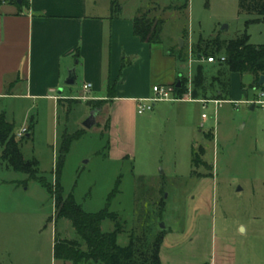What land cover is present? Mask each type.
Returning <instances> with one entry per match:
<instances>
[{"label":"rangeland","instance_id":"rangeland-1","mask_svg":"<svg viewBox=\"0 0 264 264\" xmlns=\"http://www.w3.org/2000/svg\"><path fill=\"white\" fill-rule=\"evenodd\" d=\"M118 1L126 14L167 7L156 12L164 19L165 49L179 42L184 30L192 42L214 36L231 40L247 32L252 44H264V20L240 13L239 0H188V7L185 0ZM194 45L190 48L188 41L184 46L190 74L182 76L192 89L200 64ZM204 58L201 63L207 65ZM216 73L212 68L204 76L212 79ZM224 76L231 80V101L216 106L208 100L204 106L184 94L177 101L156 102L144 114L136 109L131 122L121 121L113 131L111 106L103 107L97 124L86 128L91 108L82 100L0 99V113L15 124L16 134L34 122L22 152L27 160L38 159L41 175L53 183L65 139L82 133L63 165L64 195L74 194L86 212L109 206L118 213L125 230L120 245L129 243L133 230L142 237L161 233L162 264H264V107L252 109V103L242 101L254 94L258 98L261 90L243 89L250 74L226 70ZM80 89V82L72 87L73 93ZM110 149L129 157L112 161ZM118 183L119 191L109 200ZM57 215L45 186L0 160V264H64L55 257L56 239L76 240L87 250L71 221ZM114 226L107 219L102 228L111 231ZM79 264L95 263L83 259Z\"/></svg>","mask_w":264,"mask_h":264},{"label":"crops","instance_id":"crops-1","mask_svg":"<svg viewBox=\"0 0 264 264\" xmlns=\"http://www.w3.org/2000/svg\"><path fill=\"white\" fill-rule=\"evenodd\" d=\"M113 5H119V10L114 12ZM160 8H140L137 13L126 14L118 0H30L29 8L23 9L4 2L0 5V99L82 100L88 105L90 101L104 100L103 107L112 109L111 129L118 130L121 121H132L137 101L153 95L154 85H176L180 77L190 74V61L184 64L171 53L186 42L188 46V41L190 48L197 43L191 41L190 33L184 30L178 36L179 42L165 49L161 43L142 41L134 32L136 16L148 12L163 19L156 13ZM166 9L161 8V13ZM206 62L203 65L208 70L216 68L214 62ZM73 68L77 83L70 85L67 79ZM79 82L80 91L73 93L72 87ZM252 82L251 75L243 89L261 90L260 96L256 98L254 94V98L242 101L252 103L255 108L264 98V89L251 87ZM85 83H91L92 87L88 99L83 100L79 96ZM60 87L62 90L55 94ZM188 92L193 93V89L188 87ZM184 98L202 104L203 100H223L214 98L211 91L198 98L186 93ZM89 107L90 115L95 114L96 118L104 109ZM109 152L112 161L129 157L115 155L112 149Z\"/></svg>","mask_w":264,"mask_h":264},{"label":"trees","instance_id":"trees-1","mask_svg":"<svg viewBox=\"0 0 264 264\" xmlns=\"http://www.w3.org/2000/svg\"><path fill=\"white\" fill-rule=\"evenodd\" d=\"M4 2L12 3L21 9L29 8L30 0H0V5ZM188 0H185L184 7H188ZM114 6V5H113ZM119 5L113 7L116 12ZM182 8V7H178ZM240 13L255 15L253 21L264 20V0H239ZM164 19L151 16L145 12L134 19V32L144 42L150 44L161 43ZM187 50V49H186ZM185 48L171 50L180 62L186 63L188 53ZM194 55L197 58L217 57L215 64L217 73L212 79H208L205 65L198 66V73L194 76L193 96H206L209 91L213 92L214 98L227 100L231 94V80L224 76L226 70L229 73L238 72L242 75L250 74L253 76L251 87L257 86L264 89V84L259 85L261 75H264V44H252L247 32L240 34L234 39L224 40L220 36L208 39L201 38L193 48ZM225 57L222 61L221 58ZM180 85H175L176 95L180 98L188 92L187 79L180 77ZM106 101H90L89 105L93 109H101ZM34 122L28 127L26 134L17 138L15 124L8 120L5 113H0V160L7 164V167L28 175L29 179L36 180L45 186L51 197L56 202L57 219L66 218L73 224L76 233L87 245V250L79 248L76 240L56 239L54 246L55 257L65 262L71 261L73 264H79L81 260L86 259L95 264H162L160 249L163 242L161 233H153L150 236L137 235L135 230L130 234L129 243L125 246L119 244V235L123 233L124 227L121 224L120 216L112 212L109 206L105 209L90 213L77 203L74 194L64 195V187L61 182L62 169L69 152L72 142L82 136L79 132L75 135H69L62 146L61 153L58 156L56 166L55 182L47 181L46 177L41 175L39 160L33 158L27 160L22 152V143L33 136ZM212 139L214 138L211 133ZM206 150L202 147L200 156H204ZM197 152L193 148V166L197 167ZM199 162V161H198ZM202 162L207 163L205 160ZM195 173L196 170L194 169ZM119 183L116 189L111 193L110 199L117 194ZM107 219L115 223L114 229L104 231L103 222ZM153 230V229H152ZM153 235V236H152Z\"/></svg>","mask_w":264,"mask_h":264},{"label":"built area","instance_id":"built-area-1","mask_svg":"<svg viewBox=\"0 0 264 264\" xmlns=\"http://www.w3.org/2000/svg\"><path fill=\"white\" fill-rule=\"evenodd\" d=\"M208 62H216L215 57H208L204 58ZM222 61L225 60V57L221 58ZM92 84L91 83H85L83 85V94L79 96V99L86 100L88 99L87 93L91 90ZM262 96H264V91L262 92ZM183 98H179L176 96V87L175 85H161L157 84L153 86V95L149 98H141L137 101V113L138 114H144L148 111L153 110L154 105L156 102L159 101H176ZM208 100H203L204 104L206 105ZM214 101L217 106H219L224 100H211ZM260 105L264 106V100H259L257 102ZM205 116V115H204ZM28 131L27 127L22 128L18 133L17 136L21 137L24 134H26Z\"/></svg>","mask_w":264,"mask_h":264},{"label":"water","instance_id":"water-1","mask_svg":"<svg viewBox=\"0 0 264 264\" xmlns=\"http://www.w3.org/2000/svg\"><path fill=\"white\" fill-rule=\"evenodd\" d=\"M19 3L22 2V0H18ZM184 41L183 39H180V45L183 46ZM67 83L72 85V84H76L77 83V73H76V69L73 68L69 71V77L67 79ZM264 84V75H261L260 77V81H259V85H263ZM177 85H180V82L177 83ZM212 94L209 93L208 94V98H211ZM252 108H254V106H252ZM84 126L86 128H92L95 124H96V115L95 114H91L85 121H84ZM27 136H29V134H27ZM162 227H165L164 224H161Z\"/></svg>","mask_w":264,"mask_h":264}]
</instances>
